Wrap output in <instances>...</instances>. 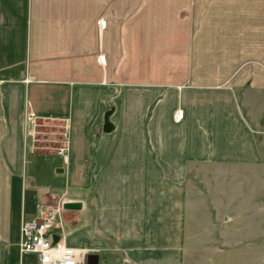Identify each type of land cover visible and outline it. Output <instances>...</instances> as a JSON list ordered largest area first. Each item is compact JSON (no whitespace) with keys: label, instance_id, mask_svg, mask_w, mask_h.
Instances as JSON below:
<instances>
[{"label":"crops","instance_id":"obj_1","mask_svg":"<svg viewBox=\"0 0 264 264\" xmlns=\"http://www.w3.org/2000/svg\"><path fill=\"white\" fill-rule=\"evenodd\" d=\"M201 5L264 0H0V264H35L19 252L21 221L62 196L57 238L98 264L113 263V250L160 264L149 246H160L162 202L196 189L202 163L261 162L260 121L242 90L236 106L214 104L197 76L173 79L179 59L160 64L181 54L178 24Z\"/></svg>","mask_w":264,"mask_h":264},{"label":"rangeland","instance_id":"obj_2","mask_svg":"<svg viewBox=\"0 0 264 264\" xmlns=\"http://www.w3.org/2000/svg\"><path fill=\"white\" fill-rule=\"evenodd\" d=\"M202 5L194 22L178 24L180 40H174V47L181 54L160 56V64L179 59L182 69L173 79L197 76V82L212 89L214 104L232 99L236 106L235 95L242 90L241 106L251 119L259 118L256 129L263 139L264 8ZM61 148L68 163L67 149L63 144ZM198 167L191 175L196 189L188 182L186 193H176L175 204L162 202L160 246H149V256H159L160 264H264V143L259 163L214 161ZM168 189L173 195V188ZM63 201L62 196L48 208L61 213ZM110 254L116 259L106 264H134L129 253ZM149 264L157 263L154 259Z\"/></svg>","mask_w":264,"mask_h":264},{"label":"built area","instance_id":"obj_3","mask_svg":"<svg viewBox=\"0 0 264 264\" xmlns=\"http://www.w3.org/2000/svg\"><path fill=\"white\" fill-rule=\"evenodd\" d=\"M100 23L104 25V20L100 19ZM180 115L177 113L176 117ZM58 153L64 155V149ZM60 219L59 210L49 208L39 209L33 218L22 219L18 241L20 254L31 255L35 264H90L89 251L68 245L61 237L56 238L54 229L60 225Z\"/></svg>","mask_w":264,"mask_h":264},{"label":"water","instance_id":"obj_4","mask_svg":"<svg viewBox=\"0 0 264 264\" xmlns=\"http://www.w3.org/2000/svg\"><path fill=\"white\" fill-rule=\"evenodd\" d=\"M110 114H111V111H108L105 115V121L103 125L104 131H111L114 128V123L110 120ZM88 259H89L90 264L99 263V256L97 254H90Z\"/></svg>","mask_w":264,"mask_h":264}]
</instances>
